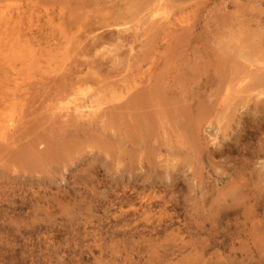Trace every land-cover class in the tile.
Instances as JSON below:
<instances>
[{
    "label": "rangeland",
    "instance_id": "374dc122",
    "mask_svg": "<svg viewBox=\"0 0 264 264\" xmlns=\"http://www.w3.org/2000/svg\"><path fill=\"white\" fill-rule=\"evenodd\" d=\"M77 60L99 66L103 88L61 96ZM254 71L264 0H0V264H264ZM133 74L147 81L125 99L166 89L151 110L169 116L146 143H123L107 119L123 95L110 86ZM69 121L77 137L57 131ZM32 143L46 160L27 159Z\"/></svg>",
    "mask_w": 264,
    "mask_h": 264
},
{
    "label": "bare ground",
    "instance_id": "6f19581e",
    "mask_svg": "<svg viewBox=\"0 0 264 264\" xmlns=\"http://www.w3.org/2000/svg\"><path fill=\"white\" fill-rule=\"evenodd\" d=\"M139 1V0H138ZM112 10V9H111ZM104 12V11H103ZM109 12V11H108ZM107 12V13H108ZM111 12V11H110ZM113 12V10H112ZM116 12V11H115ZM120 12V11H119ZM106 13V12H105ZM124 15V14H122ZM122 15L121 14H115V13H112L111 15L109 16H105L103 17V19L108 20V21H114L116 22V20L118 19H122ZM80 16V15H79ZM125 16V15H124ZM150 17V16H149ZM76 19H78L76 17ZM102 19V20H103ZM98 20V19H97ZM104 21V20H103ZM152 21V20H151ZM83 24V23H82ZM101 24V23H100ZM112 24V23H111ZM79 28V27H78ZM93 28V27H92ZM179 28V27H178ZM181 28V27H180ZM77 30V28H76ZM92 30V29H91ZM163 31V30H162ZM168 32V31H167ZM176 34V33H175ZM93 36V35H92ZM122 36V35H121ZM174 36V35H173ZM164 37V36H163ZM105 38V37H104ZM121 38V37H120ZM123 38V37H122ZM127 38V37H126ZM161 38V37H160ZM166 38V37H165ZM126 40V39H125ZM80 40H78L79 42ZM159 41V40H158ZM84 43V42H83ZM157 43V41H156ZM73 44V43H72ZM80 44V43H79ZM88 44V43H86ZM167 44V43H166ZM116 45V44H115ZM119 47L120 45L123 46V45H126L125 41L123 40L122 42H119L118 43ZM129 45V44H128ZM150 46V45H149ZM148 46V47H149ZM152 46V45H151ZM79 49H80V52H78V57H83L85 54H87L88 52V48H86L85 46H81L79 45L78 46ZM117 46V49L119 48ZM98 48V46H97ZM121 48V47H120ZM119 48V49H120ZM147 48V47H146ZM152 48V47H151ZM165 48H167L165 46ZM93 49V48H92ZM150 50V48H148ZM70 50V49H69ZM76 50V48H75ZM91 50V49H90ZM148 50V51H149ZM147 51V50H146ZM77 52V51H76ZM143 52V51H141ZM10 54V53H9ZM72 54V53H71ZM91 54V53H90ZM142 54V53H141ZM86 56V55H85ZM114 56V55H113ZM87 57V56H86ZM142 57V56H141ZM67 58V57H66ZM70 58V57H69ZM74 58V57H73ZM72 58V59H73ZM84 58V57H83ZM113 59V58H112ZM116 59V58H115ZM84 60V59H83ZM86 60V59H85ZM118 60V59H117ZM147 60V59H146ZM68 61V60H67ZM70 61V60H69ZM63 62V61H62ZM93 62V61H92ZM97 62V61H96ZM100 65V64H99ZM123 66V65H122ZM94 67V65H93ZM71 68V67H70ZM96 68V67H95ZM95 68H92V66H90L88 63H86L85 61H82V60H77L76 62H74L73 64V67H72V71L71 73L64 79L66 81H70L68 86L67 87H64L63 89H61L60 91L62 92V95L61 96H70L71 94H78L79 90H80V86L83 85V84H86V83H90V81H95L96 84H98V86L101 87V84H103L106 79H103L102 75L99 73L98 70H100L99 66L97 67V69ZM85 70H90L92 72H88L86 73L85 76H83L82 74L85 72ZM138 71V70H137ZM139 72V71H138ZM144 72V71H143ZM248 72V71H247ZM251 72V71H250ZM142 73V72H141ZM255 73V71H254ZM263 73V72H262ZM262 73H259L257 72V74H253L252 76V80H254V83L257 84V85H261L263 84L264 85V74ZM251 74V73H250ZM250 74L248 75V77L251 78ZM128 77V76H127ZM140 75H132V76H129L128 78H126V80L124 81L123 84H116L115 86L112 85L110 86V89H111V92H113L112 90H119L123 95H121V103L118 104V106L116 107L117 111L118 112H114L113 114H109L107 115V119H108V122L110 123V126L112 124V122L119 126V131H120V135H121V140L123 143H136L134 142V140L136 141V139H138L140 142H145L144 141V138L149 137V135L151 134V132L154 130L155 126H156V118L157 116H169V113L165 110V111H162L160 113V111L158 110V107L160 105H158V107H155L154 109L157 108V110H151V107L153 105V101H154V98H158V97H155V95H163L162 93V89L163 88H160L159 90H155L154 93L153 91L149 92V90H142L139 94H133V95H130L128 96L127 99H125V95L127 94L126 92L129 93V91L132 89L131 88V85L130 83H132V80L135 82V81H138L140 80ZM137 78V80H136ZM110 79V78H109ZM250 80V79H249ZM251 80V81H252ZM147 81V80H146ZM146 81L143 79L140 80V82H145ZM123 82V81H122ZM121 82V83H122ZM249 82V81H248ZM152 84V83H151ZM143 85V84H142ZM105 86V85H104ZM152 87V86H151ZM244 87V86H243ZM103 87H101L100 89H102ZM138 88V87H137ZM136 88V89H137ZM200 88V87H199ZM249 88V87H248ZM230 89V88H229ZM242 89V88H241ZM108 90V88H107ZM163 90H166V89H163ZM240 91V90H239ZM257 91V90H256ZM60 92V93H61ZM115 92V91H114ZM253 92V91H252ZM96 93V92H95ZM126 93V94H124ZM248 93V92H247ZM59 94V93H58ZM109 94V93H108ZM148 94H150V96H148ZM244 94V93H243ZM104 95V94H103ZM239 95H241L239 93ZM246 95V94H245ZM248 95V94H247ZM76 96V95H75ZM72 97V96H71ZM102 97V96H101ZM165 97V96H164ZM70 98V97H69ZM247 98V97H246ZM68 99V98H67ZM90 99V100H89ZM167 99V98H165ZM164 99V100H165ZM88 101L91 102V103H97V108H100L98 104H100V94H99V91L97 94H92L91 97L88 98ZM168 101V100H167ZM152 102V103H151ZM155 103V102H154ZM165 103V102H164ZM190 104V103H189ZM96 105V104H95ZM177 105V104H176ZM88 106V105H87ZM85 107V106H83ZM82 107V108H83ZM90 107V106H89ZM94 107V106H93ZM81 109V106H75L74 108V111H78V113H80ZM90 109H92V107H90ZM160 109V108H159ZM99 110V109H98ZM97 110V111H98ZM103 110V109H102ZM92 111V110H91ZM176 112H178V115L179 114H185L184 111L185 108H176L175 110ZM56 112V111H55ZM94 113L96 112V110L93 111ZM91 113V112H90ZM68 114V113H67ZM92 114V113H91ZM90 114V115H91ZM175 114V113H173ZM55 115V114H54ZM176 115V116H178ZM82 116V115H81ZM180 116V115H179ZM78 118V116H76ZM20 118V117H19ZM87 118V117H86ZM95 118V117H94ZM104 118V117H103ZM187 118V117H186ZM79 119V118H78ZM23 120V119H22ZM25 120V119H24ZM50 120V119H49ZM76 120V119H74ZM105 119H103L104 121ZM158 120V119H157ZM160 120V118H159ZM187 120V119H186ZM11 121V120H10ZM78 121V120H77ZM13 122V121H12ZM18 122V121H17ZM20 122V121H19ZM18 122V123H19ZM90 121H88L89 123ZM99 122V121H98ZM76 124H79V123H76ZM74 122L72 121H69L68 124H66V127H72V129L74 128L75 130L73 131H67V130H64L63 128L57 130L61 136H65V137H68V138H74L77 134H79V128H77V125H76ZM91 125V123H89ZM104 124V123H103ZM17 125V124H16ZM84 125V124H83ZM158 125V124H157ZM22 126V125H21ZM79 126V125H78ZM106 126V125H104ZM108 126V127H110ZM11 125H10V122L9 120L8 121H3V123L1 124V130L3 132V139L7 137V133L10 134V129ZM27 127V126H26ZM31 127V126H30ZM54 129V128H53ZM71 129V128H70ZM81 129V128H80ZM83 130V129H81ZM20 131L22 132V130L20 129ZM19 131V132H20ZM54 131H56V128L54 129ZM89 131V130H88ZM189 131V130H188ZM24 132V131H23ZM27 132V131H26ZM82 132V131H81ZM30 134V133H29ZM88 134V133H87ZM90 134V133H89ZM191 134V133H190ZM49 135V134H48ZM10 137V136H9ZM18 137H21V136H18ZM52 137V136H51ZM50 137V138H51ZM77 137V136H76ZM2 138V137H1ZM46 138H49V136L47 137H42L41 140H46ZM9 139V138H8ZM11 139V138H10ZM13 139V138H12ZM17 139V138H16ZM103 139V138H102ZM7 140V139H5ZM28 140V139H27ZM120 140V139H119ZM146 140V139H145ZM8 141V140H7ZM14 141V140H13ZM34 141V140H33ZM32 141V142H33ZM52 141V140H51ZM103 141V140H102ZM3 142V141H2ZM15 143V142H14ZM97 143V142H96ZM146 143V142H145ZM33 145H31V152L29 153L28 155V160H32V161H41L43 159L46 160V158H42L43 157V153L41 152H38L37 150H35L36 147H34V143H32ZM127 145V144H126ZM9 146V145H8ZM11 146V145H10ZM13 146V145H12ZM7 147V145H6ZM27 150V149H26ZM55 151V150H54ZM9 154V153H8ZM7 155V154H6ZM48 155V154H46ZM53 154H49V157L52 156ZM14 156V155H13ZM21 156V154H20ZM19 154H17L16 157H20ZM10 157V156H9ZM55 156L53 155V158ZM52 158V157H51ZM57 158V157H56ZM55 159V158H54ZM49 161V160H48ZM105 166V165H104ZM128 166V165H127Z\"/></svg>",
    "mask_w": 264,
    "mask_h": 264
}]
</instances>
